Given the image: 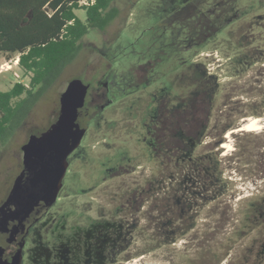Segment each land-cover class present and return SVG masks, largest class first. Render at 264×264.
<instances>
[{
  "label": "rangeland",
  "instance_id": "1",
  "mask_svg": "<svg viewBox=\"0 0 264 264\" xmlns=\"http://www.w3.org/2000/svg\"><path fill=\"white\" fill-rule=\"evenodd\" d=\"M111 5L118 15L103 29L90 28L79 40L75 57L35 84L15 121L20 119L19 126L0 143V202L20 170L21 146L31 134H42L54 124L60 95L73 78L88 85L97 77L115 81L117 89L110 102L84 121L81 141L66 159L55 205L66 207L72 201L90 199L96 189L166 184L165 172L161 173L164 151L159 156L153 151L154 117L160 104L197 100L200 47L216 39L230 41L227 45L242 58L264 25V0H114ZM76 13L84 19L83 9ZM208 26L217 31L199 43L200 33L208 32ZM219 56V62H224V55ZM16 58V54L0 53V90L16 81L27 85L29 76ZM216 69L219 87L213 81L210 87L215 103L243 102L238 116L257 114L256 102L264 99V74L233 76L225 64ZM258 119L261 130L237 138L233 146L237 169L228 172L232 176L228 180L237 186L230 200L225 202L222 195L212 209L206 206V213L196 207L191 218L189 233L197 240L190 241L187 253L199 246L203 264H264V122ZM129 248L137 253L117 264L151 263L148 240L136 238ZM139 251L143 254L138 255Z\"/></svg>",
  "mask_w": 264,
  "mask_h": 264
},
{
  "label": "flooded vegetation",
  "instance_id": "2",
  "mask_svg": "<svg viewBox=\"0 0 264 264\" xmlns=\"http://www.w3.org/2000/svg\"><path fill=\"white\" fill-rule=\"evenodd\" d=\"M208 27V32L200 33L199 43L217 31L214 26ZM262 27L242 58L234 47L230 48V41L216 39L200 47L197 100L160 104L154 117L153 151L156 156L164 151L165 170L161 168V173L165 172L166 184L96 189L89 194L90 199L75 200L66 207L55 205L57 194L51 204L40 199L29 212L18 213L16 210L27 196L23 187L0 215V264H117L137 253L129 248L130 241L136 238L149 241L150 264H203L199 246L187 253L190 241L197 240L195 234L189 233L195 208L206 213V206L212 209L222 199L230 200L231 191L237 186L228 180L232 178L228 172L237 169L233 165L236 139L254 133L242 129L249 117L256 116L264 122V99L256 102L257 114L238 116L243 102L215 103L210 87L212 81L216 89L219 87L220 72L216 68L222 64L233 76L264 74ZM219 53L224 55V62H219ZM259 56L261 60L257 59ZM94 82L89 84L79 110L81 127L86 118L110 102L109 97L117 89L115 81L97 77ZM22 169L21 155L19 172ZM223 171L228 175H222ZM14 179L0 207L10 194ZM182 241L185 244L180 249ZM139 252L138 255L143 254Z\"/></svg>",
  "mask_w": 264,
  "mask_h": 264
},
{
  "label": "trees",
  "instance_id": "3",
  "mask_svg": "<svg viewBox=\"0 0 264 264\" xmlns=\"http://www.w3.org/2000/svg\"><path fill=\"white\" fill-rule=\"evenodd\" d=\"M113 1L0 0V53L16 54L18 66L29 76L27 85L16 81L0 90V143L19 126L20 119L15 121L35 84L75 57L90 28L103 29L118 15ZM78 9L84 10V19Z\"/></svg>",
  "mask_w": 264,
  "mask_h": 264
},
{
  "label": "water",
  "instance_id": "4",
  "mask_svg": "<svg viewBox=\"0 0 264 264\" xmlns=\"http://www.w3.org/2000/svg\"><path fill=\"white\" fill-rule=\"evenodd\" d=\"M88 88L81 79H71L60 95L54 124L42 134H31L23 143V169L15 177L11 192L0 207V215L23 187L27 189V196L16 210L18 213L29 212L40 199L51 204L57 198L67 169L66 159L85 132L78 116Z\"/></svg>",
  "mask_w": 264,
  "mask_h": 264
},
{
  "label": "bare ground",
  "instance_id": "5",
  "mask_svg": "<svg viewBox=\"0 0 264 264\" xmlns=\"http://www.w3.org/2000/svg\"><path fill=\"white\" fill-rule=\"evenodd\" d=\"M262 127L263 126L259 123V119L257 117H251L242 129L245 131H258L261 130Z\"/></svg>",
  "mask_w": 264,
  "mask_h": 264
}]
</instances>
